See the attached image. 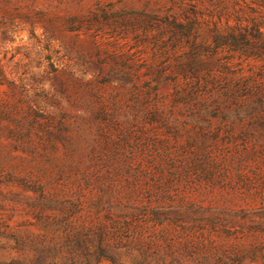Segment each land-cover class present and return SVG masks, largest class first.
<instances>
[{
  "label": "rangeland",
  "instance_id": "obj_1",
  "mask_svg": "<svg viewBox=\"0 0 264 264\" xmlns=\"http://www.w3.org/2000/svg\"><path fill=\"white\" fill-rule=\"evenodd\" d=\"M196 2L0 0V264H264V62Z\"/></svg>",
  "mask_w": 264,
  "mask_h": 264
},
{
  "label": "trees",
  "instance_id": "obj_2",
  "mask_svg": "<svg viewBox=\"0 0 264 264\" xmlns=\"http://www.w3.org/2000/svg\"><path fill=\"white\" fill-rule=\"evenodd\" d=\"M205 2L191 4L183 17L168 16L160 21L175 27L174 35L185 36L187 42L191 41L193 31L213 25V45L197 42L198 35L190 45L192 51L202 49L205 57L211 53L222 54L226 63L233 59L264 62V0H218L209 11ZM177 46L178 42L172 45Z\"/></svg>",
  "mask_w": 264,
  "mask_h": 264
}]
</instances>
